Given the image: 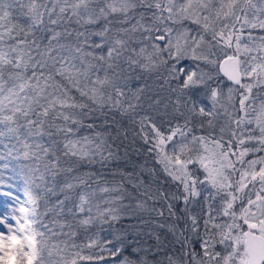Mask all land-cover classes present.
Listing matches in <instances>:
<instances>
[{"label": "snow or ice", "instance_id": "6c2138e0", "mask_svg": "<svg viewBox=\"0 0 264 264\" xmlns=\"http://www.w3.org/2000/svg\"><path fill=\"white\" fill-rule=\"evenodd\" d=\"M0 264H264V0H0Z\"/></svg>", "mask_w": 264, "mask_h": 264}, {"label": "trees", "instance_id": "16d2710c", "mask_svg": "<svg viewBox=\"0 0 264 264\" xmlns=\"http://www.w3.org/2000/svg\"><path fill=\"white\" fill-rule=\"evenodd\" d=\"M132 160L138 161L139 163H148V166H150V167L153 166V163H154L151 161H147L146 157H144V156H137L135 154L132 156ZM128 170H131V166L128 167Z\"/></svg>", "mask_w": 264, "mask_h": 264}]
</instances>
